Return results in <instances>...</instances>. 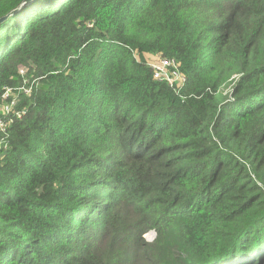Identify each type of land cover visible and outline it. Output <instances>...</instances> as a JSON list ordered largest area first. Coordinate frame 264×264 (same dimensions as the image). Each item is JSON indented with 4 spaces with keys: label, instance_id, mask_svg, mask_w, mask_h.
<instances>
[{
    "label": "trees",
    "instance_id": "trees-1",
    "mask_svg": "<svg viewBox=\"0 0 264 264\" xmlns=\"http://www.w3.org/2000/svg\"><path fill=\"white\" fill-rule=\"evenodd\" d=\"M0 121V264H264V0H35Z\"/></svg>",
    "mask_w": 264,
    "mask_h": 264
},
{
    "label": "built area",
    "instance_id": "built-area-1",
    "mask_svg": "<svg viewBox=\"0 0 264 264\" xmlns=\"http://www.w3.org/2000/svg\"><path fill=\"white\" fill-rule=\"evenodd\" d=\"M153 69L155 70V75L156 76H162L164 78H167L168 80L172 81V79H178L180 77H183L177 67V62L175 59H170V58H163L161 60H158L152 64ZM172 67L171 71L172 74L169 72L168 67ZM23 74L25 72L23 71ZM184 78V77H183ZM28 81L25 80V83ZM25 93L30 94L31 93V88L29 89H24ZM13 91L11 89L6 90L3 94V98L7 99L11 96ZM17 95L13 98L12 102L5 106H3V109H5L7 112L11 111L13 108V105L15 106L18 103V98H16ZM0 126L4 129V124L0 121ZM147 235H154L153 232L148 233Z\"/></svg>",
    "mask_w": 264,
    "mask_h": 264
},
{
    "label": "water",
    "instance_id": "water-1",
    "mask_svg": "<svg viewBox=\"0 0 264 264\" xmlns=\"http://www.w3.org/2000/svg\"><path fill=\"white\" fill-rule=\"evenodd\" d=\"M34 1L35 0H24L23 3L20 6H18L17 8L13 9L10 12H8L4 16L0 17V23L4 22L8 17H10L11 15H13L15 12L19 11L21 8H23L24 6H27V5L31 4ZM151 232H153V234L155 233L154 231H151ZM151 232H149V233H151ZM154 238H155V236H154Z\"/></svg>",
    "mask_w": 264,
    "mask_h": 264
},
{
    "label": "rangeland",
    "instance_id": "rangeland-1",
    "mask_svg": "<svg viewBox=\"0 0 264 264\" xmlns=\"http://www.w3.org/2000/svg\"><path fill=\"white\" fill-rule=\"evenodd\" d=\"M156 59L157 58H154L153 61H156ZM231 90H232V84H230V83H228L227 85L223 86L222 89H221L223 94L226 95V96H228V95L231 96ZM1 109H3V107H1ZM145 236H146L147 240L151 241V240H153V238L155 236V233H154V235H147L146 234Z\"/></svg>",
    "mask_w": 264,
    "mask_h": 264
}]
</instances>
